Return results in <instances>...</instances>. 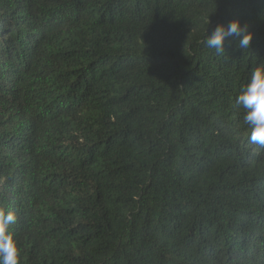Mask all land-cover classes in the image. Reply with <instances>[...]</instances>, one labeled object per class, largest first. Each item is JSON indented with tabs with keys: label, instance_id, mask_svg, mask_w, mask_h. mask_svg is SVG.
Listing matches in <instances>:
<instances>
[{
	"label": "trees",
	"instance_id": "16d2710c",
	"mask_svg": "<svg viewBox=\"0 0 264 264\" xmlns=\"http://www.w3.org/2000/svg\"><path fill=\"white\" fill-rule=\"evenodd\" d=\"M234 18L251 47L216 55ZM262 63L264 0H0L19 264H264V148L236 103Z\"/></svg>",
	"mask_w": 264,
	"mask_h": 264
},
{
	"label": "clouds",
	"instance_id": "9594fccd",
	"mask_svg": "<svg viewBox=\"0 0 264 264\" xmlns=\"http://www.w3.org/2000/svg\"><path fill=\"white\" fill-rule=\"evenodd\" d=\"M254 34L248 23L234 18L226 25L218 24L210 35H206L204 44L216 55H222L229 38L236 41L238 49L247 50L251 47ZM236 103L245 110L244 121L251 128L250 142L264 148V63L255 68ZM15 222L14 211L0 208V264H19V248L9 230Z\"/></svg>",
	"mask_w": 264,
	"mask_h": 264
}]
</instances>
